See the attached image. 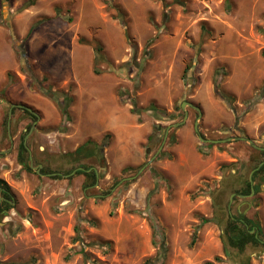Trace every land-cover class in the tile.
I'll return each instance as SVG.
<instances>
[{
    "label": "rangeland",
    "instance_id": "rangeland-1",
    "mask_svg": "<svg viewBox=\"0 0 264 264\" xmlns=\"http://www.w3.org/2000/svg\"><path fill=\"white\" fill-rule=\"evenodd\" d=\"M25 1L0 0V180L12 198L0 216V264H264L263 248L240 253L223 235L239 211L256 216L264 239V174L249 201L231 193L249 177L253 147L201 142L196 111L181 108H200L204 139L264 148V0ZM62 94L71 98L67 120ZM150 103L168 117L131 111ZM11 105L37 117L12 109V145ZM34 123L28 172L17 147ZM104 138L103 163L70 157ZM79 165L96 169L95 186L76 172L61 176Z\"/></svg>",
    "mask_w": 264,
    "mask_h": 264
},
{
    "label": "trees",
    "instance_id": "trees-1",
    "mask_svg": "<svg viewBox=\"0 0 264 264\" xmlns=\"http://www.w3.org/2000/svg\"><path fill=\"white\" fill-rule=\"evenodd\" d=\"M38 0H26L22 8L31 7L35 5V3ZM0 24L2 22L0 21ZM41 24V20L35 21L29 28L25 38L24 42L28 40V38L31 36V34L37 29ZM97 51H101V46L97 45ZM262 56L264 58V51L262 52ZM95 73H99L98 70H94ZM13 74L8 72L7 78L9 81L12 80ZM215 92L216 94L224 101L231 104L230 101H233L234 98L219 90L218 85H215ZM262 92H264V88L262 89ZM63 98L61 103H58V106L60 107V111L63 116V120H67L69 118L68 114V107L71 102V98L66 95L62 94ZM0 96L2 100L6 99L5 96V88L0 92ZM262 96L264 97V94L262 93ZM56 97V96H54ZM60 98H57L56 100H59ZM14 110V109H13ZM150 111L156 118L162 119L167 118V113L163 109L158 108L154 103H150L146 108L138 110V108L135 106L132 108V113H138L139 111ZM25 114L30 116L33 119H36V116L32 113L28 112L27 110H23ZM30 126L26 128V132L23 133V137L21 138L20 143L17 147V162L19 165L23 166L24 169L28 172H31V169L28 165V159H29V152L27 145L24 144V136L29 132ZM202 137H204L202 135ZM153 138V134L148 138V141L150 142ZM108 146L107 139L104 138L101 143H96L91 139L86 140L84 143L79 145L72 153H70V157L74 159L76 162H80L85 159H91L99 157L102 160L103 163V149ZM252 150V159L247 167V172H251L257 166L264 162V150L259 149H251ZM146 153H149V149L146 150ZM229 165H222L221 168H227ZM82 168V170H77L76 174L85 176L86 180L89 182L88 187H93L97 184V176L94 170H90L92 167H86L83 165H79L76 169ZM90 170V171H89ZM41 174H46L44 170H40ZM264 174V165H262L257 171H255L252 175V182H253V189H254V196H257L261 193V184L257 183V179L261 177ZM234 177V175H232ZM54 178H60L59 174H55ZM235 180H238V177H234ZM251 192V183L249 181V177L243 178V181L241 182L240 186L236 188L235 186L232 188L231 193L235 194L234 202H242L245 203V201H249V199H243L240 200L238 195H249ZM223 193V192H222ZM0 197L3 198V200L0 203V216L7 211L8 209L12 208L11 206V195L10 190L7 186V184L0 180ZM257 198L255 197L252 199V201L257 202ZM257 205V204H256ZM203 222H209V220L203 219ZM251 230H254L253 233H250ZM223 235H224V241L228 246L231 248L236 249L238 252L242 253L248 246L252 247H259L264 249V239H263V232L262 228L260 226L259 220L256 218V216L252 219L248 218L243 212L237 211L235 215H227L225 226L223 229ZM220 258L216 257L214 259V262H206L205 264H216L217 261H219Z\"/></svg>",
    "mask_w": 264,
    "mask_h": 264
},
{
    "label": "water",
    "instance_id": "water-1",
    "mask_svg": "<svg viewBox=\"0 0 264 264\" xmlns=\"http://www.w3.org/2000/svg\"><path fill=\"white\" fill-rule=\"evenodd\" d=\"M185 106H188V107L192 108V109L195 110L196 113H197V121L195 122L194 131H195V133L197 134V138H198L201 142H203V143H207V144H218V143H225V142H227V141H231V140H240V141H245V142H247L250 146H252V147L255 148V149L264 150V148H261V147L256 146V145L254 144L253 141L248 140V139H246V138H244V137L228 138V139H226V140H207V139H204L200 134H198V120H199V118L202 116V113H201L200 108L197 107V106H195V105H193L192 103H189V102L184 101V102H182V104H181V108L184 109ZM15 107H19V108L25 109V110H27L28 112L32 113L33 115H36V114H35V113H34L29 107L22 106V105H11V108H10V110H9V112H8V122H7V131H8V136H9L10 141H11V145H12V138H11V133H10V118H11V114H12V109L15 108ZM187 116H188V113L185 112V114H184V118H183V120H182L181 122H176V123L171 124L170 126L167 127V130H166V132H165V137H164V140H163L161 146L158 148L157 152H156V153H155V154H154V155H153V156L147 161V163H146V164H145V165L139 170V172H141L144 168H146L149 164H151L152 161H153V160L156 158V156L159 154V152L162 150L163 145H164V143H165V140H166V137H167V135H168L169 130L172 129V128H177V127H179L180 125H182V124L186 121ZM34 126H35V123L31 126L29 132L27 133V135H26L25 138H24V144H25V145H26V140H27L28 136L32 133V130H33ZM5 152H6V151H0V154H3V153H5ZM28 152H29L28 165H29L30 168H34V167H32V157H31V153H30L29 150H28ZM262 165H264V162H261V163L257 166V168H255L254 170H252V171L250 172V174H249V181H250V183H251V192H250V194H249V195H246V196H244V195H238V197L243 198V199H250V198H252V197L254 196V189H253V187H252V186H253L252 175H253V173H254L255 171H257ZM37 168H38V169H37ZM37 168H36V172H37L38 174H40V173H39V169L41 168V166H38ZM77 170H82V168L75 169V170H73V171H72L70 174H68V175H61V174H59V175L64 176V177H68V176L73 175ZM90 170H94L95 173H96V176L98 177V173H97L96 169L91 168ZM90 170H89V171H90ZM51 175H54V174H51ZM133 178H134V177H130V178H127L126 180H132ZM233 195H234V194H233ZM233 195H232V196H233ZM232 196H231V198H230V203H231V201H232ZM2 200H3V198L0 197V203H1ZM253 232H254V230H251V231H250V233H253Z\"/></svg>",
    "mask_w": 264,
    "mask_h": 264
},
{
    "label": "crops",
    "instance_id": "crops-1",
    "mask_svg": "<svg viewBox=\"0 0 264 264\" xmlns=\"http://www.w3.org/2000/svg\"><path fill=\"white\" fill-rule=\"evenodd\" d=\"M103 115H104V114H103ZM99 121L102 122V121H103V117L101 118V116H100ZM99 121H98V123L100 124ZM109 121H110V125L113 124V122H112V118H110ZM87 140H88V139H87ZM260 221H261V220H260ZM260 226H261V228L263 229L262 223L260 224Z\"/></svg>",
    "mask_w": 264,
    "mask_h": 264
},
{
    "label": "flooded vegetation",
    "instance_id": "flooded-vegetation-1",
    "mask_svg": "<svg viewBox=\"0 0 264 264\" xmlns=\"http://www.w3.org/2000/svg\"><path fill=\"white\" fill-rule=\"evenodd\" d=\"M25 110V109H24ZM36 116V115H35ZM37 118V117H36ZM29 150V149H28Z\"/></svg>",
    "mask_w": 264,
    "mask_h": 264
}]
</instances>
